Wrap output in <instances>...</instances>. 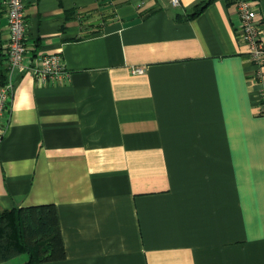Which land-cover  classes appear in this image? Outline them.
<instances>
[{"label": "crops", "instance_id": "crops-1", "mask_svg": "<svg viewBox=\"0 0 264 264\" xmlns=\"http://www.w3.org/2000/svg\"><path fill=\"white\" fill-rule=\"evenodd\" d=\"M239 1L25 0L30 50L69 71L16 69L0 142V209L57 208L65 257L40 264H264V63ZM7 43L0 0V84Z\"/></svg>", "mask_w": 264, "mask_h": 264}, {"label": "built area", "instance_id": "built-area-1", "mask_svg": "<svg viewBox=\"0 0 264 264\" xmlns=\"http://www.w3.org/2000/svg\"><path fill=\"white\" fill-rule=\"evenodd\" d=\"M172 2L177 5L180 0H172ZM6 4L8 9L7 73L5 80L0 84V142L7 131L5 115L13 96L15 84L13 73L17 68L26 64V68L42 83L48 82L49 79L56 81L69 75L60 54L30 50L26 36L25 0H6ZM237 11L240 18L239 35L248 45L254 62L261 66L264 63L262 40L264 28L259 6L252 0H240ZM134 72H143V67H135ZM260 109L264 112V99Z\"/></svg>", "mask_w": 264, "mask_h": 264}, {"label": "trees", "instance_id": "trees-1", "mask_svg": "<svg viewBox=\"0 0 264 264\" xmlns=\"http://www.w3.org/2000/svg\"><path fill=\"white\" fill-rule=\"evenodd\" d=\"M207 3L198 4L192 16L199 14ZM21 254L28 257L18 264H40L65 257L55 204L0 209V263Z\"/></svg>", "mask_w": 264, "mask_h": 264}, {"label": "rangeland", "instance_id": "rangeland-1", "mask_svg": "<svg viewBox=\"0 0 264 264\" xmlns=\"http://www.w3.org/2000/svg\"><path fill=\"white\" fill-rule=\"evenodd\" d=\"M23 256H27V254H22ZM9 262V261H8ZM8 262H6L5 264H8Z\"/></svg>", "mask_w": 264, "mask_h": 264}]
</instances>
